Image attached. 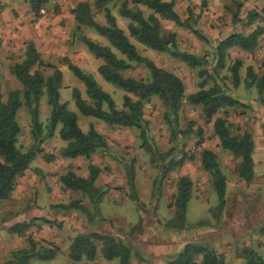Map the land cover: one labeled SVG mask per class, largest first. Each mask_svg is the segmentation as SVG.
<instances>
[{
	"label": "clouds",
	"instance_id": "clouds-1",
	"mask_svg": "<svg viewBox=\"0 0 264 264\" xmlns=\"http://www.w3.org/2000/svg\"><path fill=\"white\" fill-rule=\"evenodd\" d=\"M159 2L173 5L175 15L162 18L155 0H99L93 27L115 31L109 20L119 12L127 28L150 43L167 35L163 27L159 37L152 31L157 22L175 24L178 38L165 55L173 65L196 61L188 71L194 85L203 81L199 95H182L138 52L128 54L127 66L106 65L110 92L95 86L81 101L111 142L88 133L76 138L56 123L55 104L38 113L22 106L29 114L23 120L0 115V172L10 181L19 182L33 158L54 157L51 169L64 165L57 183L49 171L32 169L34 183L0 199V264H205L209 255L214 264H264V229L242 217L226 221L221 208L233 186L264 181V144L255 134L264 125V0ZM221 12L224 19L236 14L237 22L225 28L224 19H209ZM194 30L203 38L189 56L186 38ZM228 32L244 41L252 37L254 44L244 48L237 37L226 40ZM241 55L246 63L237 72ZM250 65L253 74L246 76ZM129 72L138 73L134 82L122 83ZM125 129L135 137L130 145L122 138ZM117 131L119 140L112 135ZM66 134L73 138L65 140ZM49 186L72 199L46 193ZM34 216L42 219L33 222Z\"/></svg>",
	"mask_w": 264,
	"mask_h": 264
},
{
	"label": "rangeland",
	"instance_id": "rangeland-1",
	"mask_svg": "<svg viewBox=\"0 0 264 264\" xmlns=\"http://www.w3.org/2000/svg\"><path fill=\"white\" fill-rule=\"evenodd\" d=\"M79 2L88 3L93 16L97 7L91 3V0H49L41 7L46 10L44 16L39 15V10L33 11L29 6L28 0H8L7 4L0 3V85L3 101L6 100L9 91L22 90L19 82L9 73V67L23 60L25 46L29 42L35 45L44 64L55 66L61 70L62 85L59 90L60 102L66 103L69 111L76 114L77 110L75 106L69 108V105L72 103V89H78L82 98L86 93L84 85L76 79L65 66L64 59H68L83 72L91 74L98 86L103 87L106 91H111L114 86L103 80L97 72L98 67L103 64L102 60L96 59L80 42L79 37L85 36L90 38L101 46L110 48L118 58H125L110 46L105 37L98 34L95 30L89 27H81L80 30L76 29V23L72 19L73 16L71 15V11ZM205 7H207V5H205ZM114 17L117 26L123 30L124 34L129 38L130 43L136 47L137 52H139L141 56L149 58L157 67L178 76L184 84L185 96L196 92L201 81L198 84H193L191 79L192 73L188 71L190 67H185L178 62L173 65L165 53H155L139 44L135 39L129 37L127 25L124 24L125 18H122L118 12ZM209 19H214L218 22L224 19V13L221 12L219 16L213 13ZM229 23H232L231 17L230 19H224L225 28L228 27ZM160 24L167 33V35L163 36L165 40H167L169 33H174L177 40L178 33L174 31L175 24L165 25L162 21H160ZM209 27L215 30L214 24L209 25ZM231 33L234 32H228L224 35L226 37ZM200 35L203 38V34L201 33ZM202 38L197 37L193 32L190 37L186 38L191 41L188 46L189 54L198 47L199 40ZM141 49L146 50L141 52ZM233 55H235V53H233ZM237 61L241 63V67L246 63L243 55L239 56ZM225 64L227 66L226 60ZM249 67L252 68L251 65ZM43 74L45 77L49 76L51 70L47 69L43 71ZM137 75V72H129L125 74V77L135 79ZM244 75H246V69L244 70ZM47 105L46 97L43 96L40 101L39 111ZM27 115L29 114L26 113L24 107H22L17 113V118L23 120ZM76 116L78 118V125L83 132H87L89 125H92L98 133L105 136L103 129L96 128L90 117L78 116L77 114ZM259 129L260 127L255 130L257 144H264V141L259 140V136H261ZM110 131L112 130L110 129ZM124 132L126 134L122 138L130 145L135 137L132 136L130 132H127V129H125ZM112 135L116 140L121 139L118 131L113 132ZM106 142L108 143L111 141ZM54 159L51 162H48L46 158L42 161L34 160L35 169H40L39 167L41 166L44 169L43 171H49V176L53 184L58 182L56 180V173L64 166L63 164H58L56 169H51ZM69 167H71V164H69ZM34 181V171L31 175L20 176L19 182L15 183L13 192H23L25 190V185L34 183ZM158 191L162 196L163 191L162 188L159 187V184ZM52 192H58L59 198L61 199L65 198L66 195L69 200L72 199L71 195L66 194L62 189L54 188L53 186L46 188V193ZM226 196L227 199L225 200V207L223 210L226 221L231 220L235 222L237 218L242 217L245 221L250 222L251 225L257 226V230L262 228L264 225V181H252L249 184L244 183L240 187L233 186L232 189L226 192ZM40 219L42 218L39 216L33 217L34 222ZM48 223H50V221H48ZM204 235L205 237H211L213 234L204 233Z\"/></svg>",
	"mask_w": 264,
	"mask_h": 264
},
{
	"label": "trees",
	"instance_id": "trees-1",
	"mask_svg": "<svg viewBox=\"0 0 264 264\" xmlns=\"http://www.w3.org/2000/svg\"><path fill=\"white\" fill-rule=\"evenodd\" d=\"M49 0H28L29 6L33 11H38L43 5H45ZM139 2V0H137ZM96 7H99V0H97ZM155 10L161 13L162 18L167 19L168 16H174L175 14L171 12V8L173 5L167 3H160L159 0H155V3L152 5ZM238 7H242L239 5ZM119 13V12H118ZM71 15L74 18L76 23V29L80 30V27H89L95 30L98 34L105 37L109 42L110 46L115 49L119 54H121L125 59L118 58L110 48L101 46L97 42L87 38L85 36L79 37L80 42L86 47V49L96 58L102 60L103 64L100 65L97 69L99 75L105 80L107 83L112 84V82L107 78L105 75L107 68V64H114L117 61H120L122 64L127 66L129 64L130 56L128 55L131 53L135 56L138 52L136 47L130 43L129 38L124 34L123 30H121L116 23V19L114 16L111 17L109 23L115 25V31L110 28H100V27H93L95 24V20L92 18L91 8L88 3L86 2H79L76 7L71 11ZM122 18L126 19L124 14L119 13ZM252 15L258 16L259 14L253 12ZM150 18H154L151 17ZM232 23L237 22V15L233 14L231 16ZM147 28V25H145ZM160 21L157 22L156 26L152 29L153 32L157 34L159 37V32L161 30ZM128 34L130 38L135 39L139 44L143 45L147 49L155 52V53H165L169 46L175 47L176 36L174 33H169L167 40L163 37H159L153 42L146 43L144 40L138 38L135 31L127 28ZM197 37L202 38L200 34L196 31H193ZM255 36V34H253ZM229 37H237L241 40V46L247 48L249 43H253V38L249 37L248 41H244L242 37H239L238 33H231L225 37L228 40ZM219 47V45H218ZM228 45H225V52ZM173 56L180 55L183 56L184 53H172ZM189 56L191 54L188 53ZM140 58L145 60L150 68L154 70H162V75L165 81L172 84L174 89H179L181 94L185 96V87L181 79L176 76L175 74L161 69L155 65L153 61H151L147 57H143L140 55ZM221 59H225V54H221ZM64 64L67 69L74 75L76 79H78L85 88V93L88 94V90L98 86L96 81L94 80L91 74H87L83 72L79 67L72 64L68 59H64ZM196 61L193 59L192 62L188 65V67H194ZM119 66V65H117ZM226 66V64H225ZM234 68L239 70L241 68V63L237 61ZM50 69L51 74L49 76H44L43 71ZM9 73L19 82L22 87V90H12L9 91L6 97V100H2L1 94V85H0V115L5 116L7 118L9 115L13 117H17L18 111L22 108V106H26L27 108L32 110V113H38L40 107V101L43 96L46 97L47 104H55L56 108V115L60 117V119L56 122L57 124H66L69 133H76V138L83 137L86 133L94 134L96 137L100 138L103 143H107L104 140V136L98 133L92 125H89L87 132H83L78 125V118L75 113L71 112L67 108L66 103L60 102V95L59 90L62 85V72L55 66L44 64L42 61L40 54L38 53L35 45L32 42H29L25 46L24 57L20 63H16L9 67ZM252 68L249 67L246 69V76L252 75ZM198 75H203V73H198ZM122 83L131 84L134 82L133 78L124 77L121 81ZM114 86V85H113ZM198 87H203V81L199 83ZM199 93L193 92L186 96L192 100H195ZM72 100L76 99L77 103L75 107L79 110L83 117H90L91 112L88 110L87 105L81 103L82 96L78 89H72ZM79 98V99H77ZM115 103V102H114ZM175 104V101L173 102ZM261 135H264V125H261ZM65 140L71 139L73 137L69 135H65L63 137ZM246 138L247 135H246ZM74 152H78V149L75 146H71ZM48 162H51L54 158L45 157ZM72 159V157H69ZM35 159H31L28 162V165L25 168L21 169L22 176L25 171L30 168V165L33 163ZM131 175V173H129ZM63 180V177H61ZM252 181H246V184L251 183ZM15 183L9 180L7 174L0 172V199L6 198L9 194L14 191ZM225 207V201L222 203L221 208L222 211ZM34 222V221H33ZM48 223V221H44ZM14 227V226H13ZM261 229H264V225ZM260 229V230H261ZM11 231V229H10ZM92 256H94V251L92 252ZM91 259V256H90ZM205 264H214L213 258L209 255L205 258Z\"/></svg>",
	"mask_w": 264,
	"mask_h": 264
},
{
	"label": "crops",
	"instance_id": "crops-1",
	"mask_svg": "<svg viewBox=\"0 0 264 264\" xmlns=\"http://www.w3.org/2000/svg\"><path fill=\"white\" fill-rule=\"evenodd\" d=\"M73 19V21H74V18H72ZM75 22V21H74ZM81 28V27H80ZM61 71V70H60ZM261 127V126H260ZM96 130V129H95ZM260 130V135H261V129H259ZM262 136V135H261ZM34 162L35 161H33V163L30 165V168L27 170V171H25V173L23 174V175H28L29 174V172H30V170H32V169H35V164H34ZM40 169H42V170H44L41 166L39 167ZM33 173V171L31 172V174Z\"/></svg>",
	"mask_w": 264,
	"mask_h": 264
},
{
	"label": "built area",
	"instance_id": "built-area-1",
	"mask_svg": "<svg viewBox=\"0 0 264 264\" xmlns=\"http://www.w3.org/2000/svg\"><path fill=\"white\" fill-rule=\"evenodd\" d=\"M38 13L39 15L44 16L46 14V10L44 8H40Z\"/></svg>",
	"mask_w": 264,
	"mask_h": 264
}]
</instances>
